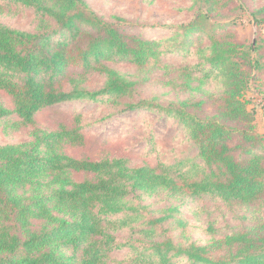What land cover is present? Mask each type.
<instances>
[{"label":"trees","instance_id":"16d2710c","mask_svg":"<svg viewBox=\"0 0 264 264\" xmlns=\"http://www.w3.org/2000/svg\"><path fill=\"white\" fill-rule=\"evenodd\" d=\"M247 5L189 0L187 21L148 39L87 0H0L34 22L0 23L10 102H0V127L31 128L0 143V264H264V136L243 100L264 72V39L247 50L229 31L237 13L264 25V3ZM92 77L102 79L94 92ZM80 101L177 120L191 150L162 161L150 138L154 164L140 166L71 154L84 145L83 117L48 129L36 116ZM202 228L208 238L195 240Z\"/></svg>","mask_w":264,"mask_h":264},{"label":"rangeland","instance_id":"374dc122","mask_svg":"<svg viewBox=\"0 0 264 264\" xmlns=\"http://www.w3.org/2000/svg\"><path fill=\"white\" fill-rule=\"evenodd\" d=\"M87 2L93 11L100 14L126 16L135 20L141 27H154L136 29V34L148 39L164 38L167 33L161 29V26L179 24L190 18L189 14L182 12L188 8L189 0H87ZM245 2L251 7L260 6L264 0L255 3L248 0ZM236 16H238L237 22L231 25L229 30L235 41L247 50L260 46L264 39V25L254 24L247 13H237ZM0 23L12 28L29 29L34 23L33 12L30 10L9 12L7 7L0 9ZM262 53L264 54V50ZM253 57L257 56L253 54ZM262 62L264 63V59ZM252 76L255 82H251L250 88L244 91L243 100L247 109L253 114L254 131L264 136V72H254ZM101 83V78L92 77L87 86L94 92L99 89ZM0 102L10 107L9 98L1 92ZM79 114L83 117L85 140L81 149H68L71 154H85L93 160L101 156L124 157L128 158L133 166H140L144 163L154 164L155 158L149 152L150 138H153L162 161H171L191 150L185 143L184 133L179 128L177 120L167 119L149 111L115 114L104 101H80L46 108L37 114L36 125L48 129H53L58 124L71 125L75 116ZM11 122L16 121L10 120L8 123ZM4 125L0 127L2 144L22 142L27 139L31 130V128L13 129L9 126L5 129ZM75 179L80 181L83 176L76 175ZM205 203L211 205L207 201ZM188 213L186 217L194 220L191 213ZM204 230L202 228V231L192 233L193 238L206 240L207 235ZM116 257L124 259V254L116 253Z\"/></svg>","mask_w":264,"mask_h":264}]
</instances>
